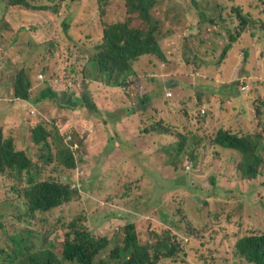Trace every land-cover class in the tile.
<instances>
[{
    "label": "rangeland",
    "instance_id": "rangeland-1",
    "mask_svg": "<svg viewBox=\"0 0 264 264\" xmlns=\"http://www.w3.org/2000/svg\"><path fill=\"white\" fill-rule=\"evenodd\" d=\"M14 1L0 0L1 24L6 25L0 29L1 141L12 140L14 151H24L33 169L21 177L13 168L0 172L3 256L21 259L45 247L61 258L69 225L75 222L107 239L94 264L128 259V238L150 256H175L163 264H249L236 255L234 241L246 230L264 232V163L255 179L242 177L239 153L212 139L220 120L232 113L234 129L252 130L246 135L258 141L257 153L264 159V0H155L154 25L146 26L126 0H107L102 7L96 0H26L55 4L48 11L12 7ZM235 8L250 18L244 28ZM64 19L74 23L68 32L61 25ZM14 23L24 26L20 35L36 32L37 51L14 40L11 46L17 47L5 45L7 27ZM117 24L144 29H135L138 45L158 46L167 61L140 57L132 67L136 75L129 79L141 81V89L132 93L125 88L126 93L124 86L116 87L118 108L103 116L97 107L104 96L113 100L111 89L123 80L125 65L106 83L93 73L90 59L104 42L105 28ZM22 70L32 85L26 103L15 95ZM93 104L98 113L92 120ZM130 107L132 116L121 130L116 118L122 122ZM160 121L175 136L150 132ZM40 125L46 130L41 144L34 136ZM84 136L96 139L97 149L87 146ZM67 148L76 156L73 170L56 161L58 151ZM119 148L126 151L117 158ZM95 153L98 157L90 161ZM109 157L111 163L132 162L133 167L116 179ZM107 171L113 176H104ZM32 177L69 184L78 193L64 206L29 216L24 190ZM25 230L33 233L25 239L26 245L33 244L29 248L13 240Z\"/></svg>",
    "mask_w": 264,
    "mask_h": 264
},
{
    "label": "trees",
    "instance_id": "trees-1",
    "mask_svg": "<svg viewBox=\"0 0 264 264\" xmlns=\"http://www.w3.org/2000/svg\"><path fill=\"white\" fill-rule=\"evenodd\" d=\"M96 1L100 7H102L107 0ZM154 1L155 0H126V3L130 12L137 14V18L146 26L147 24L154 25V18L151 15V8L155 4ZM60 4L61 3H57V8ZM14 5L15 6L12 7L19 6L39 11H48V9L55 6V4H38V2L37 5H35L26 0H15ZM233 14L241 20L240 28L245 27L247 20L250 22V18L243 15L238 8L233 10ZM260 22L264 25V19ZM1 23L3 24V20L0 17V29H6V25H2ZM63 24L65 32H68L69 27L74 25V23L70 22L68 19H64V21L61 22V25ZM23 28L24 26L22 24H10V29L7 27L10 32V37L5 42V45L8 48H14L17 47L15 46V44H17L19 46L29 47L30 51H37L40 44V37L36 38V32L30 33L29 31L20 35V31L23 30ZM135 29L144 32V29ZM135 29L130 24L107 26L103 31L104 42L95 47V52L90 59V63L93 65V73L101 74L106 83L111 81L114 72H116L119 66L125 65L122 69L123 71L126 70L123 80L117 81L113 85L117 88L124 86V89L126 88L132 93L139 89V87L140 89L142 87L141 81L129 79L130 75H132L131 77L136 75V73L134 74L132 71V67L140 57L155 55L160 60L167 61L164 53L158 48V46L155 45L153 47H148L145 45H138L137 38L139 37V32L135 31ZM154 29L155 26H151V30ZM25 34H29V38H25ZM147 37L154 41L151 34H147ZM230 39L233 40L231 35ZM13 40L15 44L11 46ZM35 46L36 49L34 48ZM229 49L230 46L224 50V54L228 52ZM15 83L16 97L24 101L30 100V88L32 85L23 70L18 73ZM166 83H168V81H166ZM133 85H135L136 88H133ZM94 107L95 106L92 105L91 108ZM199 112L202 115L206 114V112ZM200 120L201 119L199 118L198 121L200 122ZM44 128L40 125L37 130H34L36 143L41 144L45 142L46 130ZM159 130L163 134L175 136V132L172 131L168 125H164L161 121L159 122ZM242 130L244 131V129ZM243 131L240 129L235 130L233 126L223 127L216 132L212 142L221 148L237 151L240 155V161L237 168L241 176L248 179H255L259 174V168L262 167V164L264 163V159L257 153L258 141L254 142L251 135H246L253 131L248 130L245 131V133ZM11 141L3 144L1 141L0 130V172H3L6 168H13L17 170L18 177H21L24 171L30 172L33 169V163L25 155L24 151H14L15 146ZM58 154L56 161L59 166H63L68 170L76 168V156L69 150V148H67L66 151H58ZM77 193V189L71 188L69 184L49 180L37 182L32 177L29 179V186L24 190L25 201H27L28 204V215H44L54 208H59L72 202ZM17 198L21 200L22 196L19 194ZM69 230L70 231L67 233V238L63 244L61 258L48 251L45 247L38 253L37 251H28L26 252L28 256L21 259L16 257L17 254L15 256H10L11 259L7 258L3 256V251L0 249V264H94L96 262V255L99 251L108 246L107 239H98L94 237L95 235H92L86 229L78 228L75 222H72L69 225ZM238 230L241 229L239 228ZM32 235V231L25 230L16 235L13 240L22 241L25 243L24 247L29 248L33 244L26 245L27 242L25 239L32 238ZM71 235H73V238ZM118 249L119 252H121V248ZM126 249L127 251L131 250V253L128 259L124 261L122 260L121 264H163V259H171L175 261V256L171 253L167 255H164V253H156V256H150L146 247L140 246L139 243L131 238L126 240ZM234 250H236V255L238 257L240 256L249 264H264V232L246 230L243 235H236ZM19 254L23 253L20 251ZM119 256L120 255L117 254L115 255V258H119Z\"/></svg>",
    "mask_w": 264,
    "mask_h": 264
},
{
    "label": "crops",
    "instance_id": "crops-1",
    "mask_svg": "<svg viewBox=\"0 0 264 264\" xmlns=\"http://www.w3.org/2000/svg\"><path fill=\"white\" fill-rule=\"evenodd\" d=\"M111 90H113V94H114L113 100L110 101L108 96H104V99H103L102 103L99 104L98 107L94 104V105H95V108H93L94 111L90 110L91 113L93 114L92 120H93V118H94V115L98 113L97 110H96V107L101 109V112H100V113H101L103 116H109L111 113H113L115 110H117L118 107L114 106V103L116 102L115 100H116V94H117V91H118V90H117L115 87H113V89H111ZM135 95H136V94H135ZM137 97H138V96H137ZM137 97H136V98H137ZM136 98H135V99H136ZM23 101H24V100H23ZM24 102L26 103V101H24ZM37 109H40V107L37 108ZM113 110H114V111H113ZM126 112H128V113H127V115H125V116L122 117V119H123L122 122H119L120 117H117V118H116V121L119 123V125H120L119 127L121 128V130H122V128H123L124 120L127 119V118H130V117L132 116V109H131V107H130V109H126ZM227 116H228L229 118H231V117H233V114H232V113H228ZM180 117H182V116H180ZM44 118L47 119L48 117L46 116V117H44ZM182 118H184V117H182ZM236 119H237V118H236ZM92 120H91V122H92ZM225 122H226L227 124H231V125H233V120H231V121L226 120ZM122 123H123V124H122ZM158 130H159V128H158V126H157V130H154V131H158ZM156 133H157V132H156ZM158 133H161V132L158 131ZM84 134H85V132H84ZM156 135H157V134H156ZM83 139H84V142H85V144H86L87 146H89L90 144H92V147L97 149V140H96V139H91V138H89V137H85V136H84ZM90 142H91V143H90ZM87 151H89V150H85V149H84V152H85V153H87ZM125 151H126V150H125ZM125 151H123L122 148L117 149V153L115 154L116 157H117V158L122 157V155L124 154ZM157 152H158V151H156V153H157ZM157 155H158V154H156V156H157ZM97 157H98V153H95V154L93 155V157H91L90 161L95 160ZM111 158H112V157L107 158V162H108V164H109V166H110L111 168H115V169H116V174L118 173V175L115 174V178L117 177L116 179H118L119 176L122 175L123 173H126V172L129 170V168L133 167V163H132V162H128V163H124V162H123V163H111V161L109 160V159H111ZM117 164H118V165H117ZM115 166H116V167H115ZM111 172H112V171H107L106 174H105L104 176H106V177H112L113 174H112ZM131 172H132V171H131ZM121 178H122V177H121ZM122 179H124V178H122Z\"/></svg>",
    "mask_w": 264,
    "mask_h": 264
},
{
    "label": "clouds",
    "instance_id": "clouds-1",
    "mask_svg": "<svg viewBox=\"0 0 264 264\" xmlns=\"http://www.w3.org/2000/svg\"><path fill=\"white\" fill-rule=\"evenodd\" d=\"M116 88V87H115ZM122 90H124L126 93H127V90H125L124 88L122 89ZM171 94V93H170ZM166 97H168V96H166ZM169 97H171V95L169 96ZM94 105V104H93ZM95 106V105H94ZM95 108V107H94ZM136 108V107H135ZM91 109H93V108H91ZM131 109H134V108H131ZM201 112L202 113H204L205 111L203 110V109H201ZM234 118L233 117H231V118H229L227 115H224V118H222L220 121L222 122L221 123V126L217 129V131L219 130V129H221V128H223V127H232V125L231 124H227L225 121L226 120H228V121H231V120H233ZM216 131V132H217ZM150 132H154V131H152V130H150ZM155 134H157L156 132H155ZM216 134V133H215ZM215 136V135H214Z\"/></svg>",
    "mask_w": 264,
    "mask_h": 264
},
{
    "label": "built area",
    "instance_id": "built-area-1",
    "mask_svg": "<svg viewBox=\"0 0 264 264\" xmlns=\"http://www.w3.org/2000/svg\"><path fill=\"white\" fill-rule=\"evenodd\" d=\"M170 95H171L170 93H166V96H168V97H169Z\"/></svg>",
    "mask_w": 264,
    "mask_h": 264
}]
</instances>
